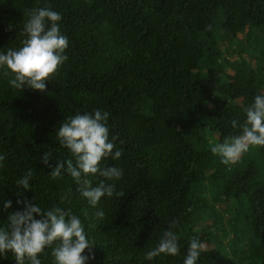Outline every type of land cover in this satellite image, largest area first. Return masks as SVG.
Masks as SVG:
<instances>
[{
    "label": "trees",
    "instance_id": "trees-1",
    "mask_svg": "<svg viewBox=\"0 0 264 264\" xmlns=\"http://www.w3.org/2000/svg\"><path fill=\"white\" fill-rule=\"evenodd\" d=\"M39 7L61 14L67 59L44 91L14 89L0 69V224L28 199L79 216L90 264H182L191 236L206 245L197 264H264V170L254 155L224 164L211 152L239 133L231 121L242 124V107L263 92L264 0H0V50L21 45ZM96 108L109 113L122 156L107 163L122 175L93 208L70 176L48 174L70 158L59 125ZM29 170L31 189H18ZM173 219L179 253L146 261ZM40 259L52 264L50 250Z\"/></svg>",
    "mask_w": 264,
    "mask_h": 264
},
{
    "label": "clouds",
    "instance_id": "clouds-1",
    "mask_svg": "<svg viewBox=\"0 0 264 264\" xmlns=\"http://www.w3.org/2000/svg\"><path fill=\"white\" fill-rule=\"evenodd\" d=\"M61 19V14L49 7L32 9L23 25L25 38L21 45L0 50V69L6 70L5 75L11 73L12 78L7 81L10 87L46 89V81L67 59L68 37L61 32ZM242 111L245 116L242 124L235 119L231 121L232 128H238L239 133L211 146V152L219 155L221 163L235 162L250 146H264V92L254 95ZM108 120L109 113L99 108L77 112L66 117L55 132L58 143L70 158L62 163L58 160L48 176L53 179L65 174L70 176L78 185L80 197L93 208L103 197L113 196L112 181L122 175L120 168L107 163L122 156L121 149L116 147V136H110ZM49 160L46 154L41 158L45 165H49ZM97 177L102 179L93 183ZM31 178L29 170L16 180L15 186L30 190ZM16 203H22V208L9 213L0 224V259L11 254L15 264H41L40 257L46 250H50L52 264H90L94 259L92 241L78 215L55 204L42 208L28 199H18ZM2 207L11 208L12 201L4 200ZM103 215V211L95 212L97 217ZM176 224L175 219L168 222L155 247L146 252V261L179 253ZM205 250L203 240L189 237L182 264H197Z\"/></svg>",
    "mask_w": 264,
    "mask_h": 264
},
{
    "label": "rangeland",
    "instance_id": "rangeland-1",
    "mask_svg": "<svg viewBox=\"0 0 264 264\" xmlns=\"http://www.w3.org/2000/svg\"><path fill=\"white\" fill-rule=\"evenodd\" d=\"M218 23H220V20H218ZM217 30L219 31V34L223 32L221 26H218V29ZM263 33H264V30H263ZM247 45H251V44L248 42ZM233 48L235 50H238L237 43H234L233 44ZM262 53H263L262 50L257 52V54L260 55V56H262ZM263 92H264V89H263ZM226 101L229 102V103H232V104H240L241 99H227ZM216 139H217V137H213V138H211L210 141L213 142ZM244 153H246L248 156H250V155L253 156L254 155L256 161L262 166V168L264 170V151H261V147L260 146H250L249 149H248V151H246ZM223 209H224L223 206H220L218 208L219 211H221L222 213H224V217L226 218L229 215L230 208H225L224 211H223ZM222 238H224L227 243L229 242V240L227 239V237L225 238V235L224 234L222 235Z\"/></svg>",
    "mask_w": 264,
    "mask_h": 264
}]
</instances>
